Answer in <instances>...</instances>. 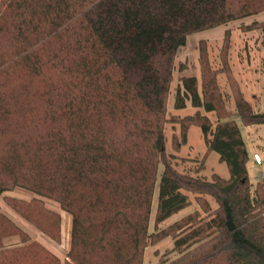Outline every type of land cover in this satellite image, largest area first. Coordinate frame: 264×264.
Returning a JSON list of instances; mask_svg holds the SVG:
<instances>
[{
    "label": "trees",
    "instance_id": "1",
    "mask_svg": "<svg viewBox=\"0 0 264 264\" xmlns=\"http://www.w3.org/2000/svg\"><path fill=\"white\" fill-rule=\"evenodd\" d=\"M262 13L264 0H0V203L57 243L62 217L43 198L71 215L62 260L0 205V264H144L148 245L168 238L158 264H264V184L250 182L234 119L264 125V110L254 111L229 74L231 113L203 63L201 87L187 76L175 92L176 109L189 102L196 112L174 121L182 144L191 126L201 128L230 177L178 171L165 137L175 56L187 37ZM17 187L40 197L6 194ZM187 193L199 195L207 216L160 228L189 206ZM9 237L19 242L5 244Z\"/></svg>",
    "mask_w": 264,
    "mask_h": 264
},
{
    "label": "rangeland",
    "instance_id": "2",
    "mask_svg": "<svg viewBox=\"0 0 264 264\" xmlns=\"http://www.w3.org/2000/svg\"><path fill=\"white\" fill-rule=\"evenodd\" d=\"M264 21V13L257 16L238 20L227 25L218 26L212 29L193 33L187 37L185 46L177 50L174 71L171 83V90L168 100V119L165 125L166 152L173 154L172 160L176 169L180 172L198 176L211 180L214 174L223 178H229L230 172L225 162L220 161L218 153L208 152L201 128L191 126L187 132L186 143L182 144V130L179 122L174 118H183L194 114L196 108L191 103H187L186 108L176 109L174 107L175 92L181 79L187 76H195L201 87L202 65L206 63L213 71H216V78L222 92L227 109L231 113L236 112L234 94L230 87V75L233 77L254 111L264 110V29L247 27L253 26L258 22ZM229 69V73L228 70ZM201 113L206 114L213 122L216 121L214 113H209L201 109ZM234 119L240 127L246 147L249 153L247 168L250 182L255 186L257 182L264 184V125L244 126L241 119L235 116ZM176 142H180L178 150ZM259 154L262 158V164H257L254 158ZM163 171V166H159V174ZM6 194L22 199H31L40 197L33 192L22 188H15ZM189 206L180 212L174 214L166 221L160 224L164 228L172 222L193 212H200L202 217L207 216L198 201V196L193 193H187ZM211 209L217 208L215 200L206 196ZM46 204L60 212L62 217V240L57 243L42 233L37 227L29 223L20 216L14 209L5 202L1 201V211L18 226L27 232L34 240L38 241L62 260L70 246L71 215L64 211L60 205L50 199L43 198ZM158 192L153 200L152 214L150 219V231L154 228V220L157 209ZM19 240L18 237H9L4 242L8 244L11 240ZM173 246L171 238L165 239L158 244L148 245L145 250L144 264H158L160 258L165 256L167 248ZM175 253H169L170 258H174Z\"/></svg>",
    "mask_w": 264,
    "mask_h": 264
},
{
    "label": "built area",
    "instance_id": "3",
    "mask_svg": "<svg viewBox=\"0 0 264 264\" xmlns=\"http://www.w3.org/2000/svg\"><path fill=\"white\" fill-rule=\"evenodd\" d=\"M254 158H255V161H256L257 164H262V158L260 157L259 154H255ZM261 178H264V173L261 174Z\"/></svg>",
    "mask_w": 264,
    "mask_h": 264
},
{
    "label": "crops",
    "instance_id": "4",
    "mask_svg": "<svg viewBox=\"0 0 264 264\" xmlns=\"http://www.w3.org/2000/svg\"><path fill=\"white\" fill-rule=\"evenodd\" d=\"M19 242V240H11L7 245H11V244H16V243H18Z\"/></svg>",
    "mask_w": 264,
    "mask_h": 264
}]
</instances>
